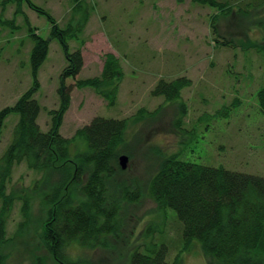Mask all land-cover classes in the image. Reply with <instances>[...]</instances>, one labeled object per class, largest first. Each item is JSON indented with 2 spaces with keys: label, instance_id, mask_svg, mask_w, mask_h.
Wrapping results in <instances>:
<instances>
[{
  "label": "rangeland",
  "instance_id": "374dc122",
  "mask_svg": "<svg viewBox=\"0 0 264 264\" xmlns=\"http://www.w3.org/2000/svg\"><path fill=\"white\" fill-rule=\"evenodd\" d=\"M33 1L62 27L71 19L74 0ZM86 1L93 9L80 36L85 40V63L77 78L100 75L107 52L120 57L125 74L114 105L92 87L74 86L61 133L72 138L96 116L133 119L143 108L149 113L159 110L154 115L145 113L140 122L131 121L128 144L121 152L128 156L127 167L116 178L131 189L142 188L138 200L123 204L122 235L108 248L73 246L70 256L95 264H128L131 251L145 241L147 228L156 226L167 233L171 259L180 255L184 264H212L199 244L184 247L180 223L158 208L147 183L162 160L174 153L183 160L264 176V112L258 99L264 87V0H228L231 7L225 11L193 0ZM16 8L13 3L5 11L0 6V19L15 18L17 25L0 22V110L14 105L35 85L31 60L35 41L30 26L44 38L51 36L52 23L45 15L26 2L23 13L16 15ZM213 21L217 31L212 29ZM79 46V40L70 41L71 51ZM66 66L64 47L52 39L38 72L41 86L35 95L41 104L38 121L44 131L51 126L50 110L59 107L60 76ZM180 76L193 81L182 90L181 98L153 94L161 79ZM74 81L68 79V83ZM18 119L13 113L5 121L0 157L12 142ZM39 176L25 163L19 164L8 191L14 186L28 187ZM20 207L18 202L8 223L12 237L7 246L9 264H60L41 238L39 205H34L33 223L22 230L18 227Z\"/></svg>",
  "mask_w": 264,
  "mask_h": 264
},
{
  "label": "trees",
  "instance_id": "16d2710c",
  "mask_svg": "<svg viewBox=\"0 0 264 264\" xmlns=\"http://www.w3.org/2000/svg\"><path fill=\"white\" fill-rule=\"evenodd\" d=\"M193 1L221 11L231 7L228 0ZM25 2L45 15L52 29L50 38H44L30 26L35 41L31 54L35 85L14 105L0 110V132L11 114L19 115L12 142L0 157V264H9L7 246L12 237L8 223L18 202L22 215L19 230L33 223V208L39 205L41 238L60 264H95L71 257L69 250L73 246L108 248L122 235L123 204L138 200L142 188L138 185L131 189L116 178L123 169L119 165L121 152L128 144L131 121L140 122L145 113L154 115L159 109L149 113L143 108L133 119L96 116L72 138L65 137L61 127L71 106L73 87H92L114 105L124 79L123 65L119 56L107 52L100 75L77 78L85 63L82 51L85 40L80 36L93 7L86 0H74L71 19L62 27L33 0H0V6L5 11L10 4H16L17 15L23 13ZM218 16L219 13L214 14V20ZM0 22L17 27L15 18ZM212 29L217 31L215 21ZM52 39L64 47L67 66L60 76L59 107L50 110L51 126L44 131L38 121L41 104L35 95L41 86L38 72L48 57ZM73 39L79 40L81 46L71 51ZM69 78L75 81L68 83ZM192 82L187 76L171 81L161 79L153 94L175 100L182 97V90ZM258 99L264 112V87L259 90ZM184 112L185 108L182 116ZM22 163L40 176L28 187L14 186L8 191L14 168ZM147 189L158 208L180 223V237L186 249L199 244L211 257L212 264H264V176L183 160L179 153H174L162 160ZM146 232L145 241L131 251L128 264H184L180 255L174 259L169 256L165 230L150 226Z\"/></svg>",
  "mask_w": 264,
  "mask_h": 264
},
{
  "label": "water",
  "instance_id": "95a60500",
  "mask_svg": "<svg viewBox=\"0 0 264 264\" xmlns=\"http://www.w3.org/2000/svg\"><path fill=\"white\" fill-rule=\"evenodd\" d=\"M128 161V156L126 155H122L120 156V163L123 169H125L127 167L126 163Z\"/></svg>",
  "mask_w": 264,
  "mask_h": 264
}]
</instances>
